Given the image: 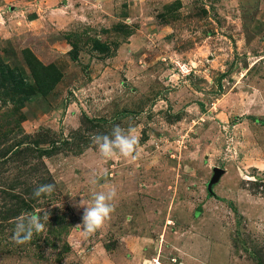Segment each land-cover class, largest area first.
Listing matches in <instances>:
<instances>
[{"label":"rangeland","instance_id":"374dc122","mask_svg":"<svg viewBox=\"0 0 264 264\" xmlns=\"http://www.w3.org/2000/svg\"><path fill=\"white\" fill-rule=\"evenodd\" d=\"M0 264H264V0H0Z\"/></svg>","mask_w":264,"mask_h":264},{"label":"clouds","instance_id":"9594fccd","mask_svg":"<svg viewBox=\"0 0 264 264\" xmlns=\"http://www.w3.org/2000/svg\"><path fill=\"white\" fill-rule=\"evenodd\" d=\"M91 140L98 146L100 154L107 159L118 156L133 157L134 154H138L139 134L133 126L125 129L114 125L110 134H94ZM91 183L95 185L98 181L93 179ZM54 190V184H42L37 186L33 196H50ZM116 195L114 187L107 191L94 192L90 206L84 208L82 216V228L85 235L94 234L111 218L115 210L113 201ZM44 219H48V213L45 210ZM43 231H45V223L42 222L41 215L35 212L25 213L15 225L13 239L17 244H26L33 239L34 235Z\"/></svg>","mask_w":264,"mask_h":264},{"label":"built area","instance_id":"2783aa9c","mask_svg":"<svg viewBox=\"0 0 264 264\" xmlns=\"http://www.w3.org/2000/svg\"><path fill=\"white\" fill-rule=\"evenodd\" d=\"M175 68L177 70V73H179L182 76H187L191 72V68H189L186 64L180 63V62H175Z\"/></svg>","mask_w":264,"mask_h":264},{"label":"water","instance_id":"95a60500","mask_svg":"<svg viewBox=\"0 0 264 264\" xmlns=\"http://www.w3.org/2000/svg\"><path fill=\"white\" fill-rule=\"evenodd\" d=\"M222 173L221 170L217 169L215 170V177L213 178L215 180L216 177H218Z\"/></svg>","mask_w":264,"mask_h":264}]
</instances>
